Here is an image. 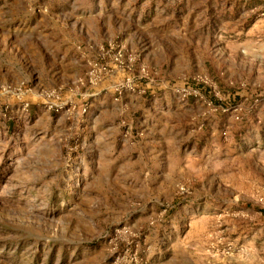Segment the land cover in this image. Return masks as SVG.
Wrapping results in <instances>:
<instances>
[{"label": "rangeland", "instance_id": "rangeland-1", "mask_svg": "<svg viewBox=\"0 0 264 264\" xmlns=\"http://www.w3.org/2000/svg\"><path fill=\"white\" fill-rule=\"evenodd\" d=\"M258 207L264 0H0V264H264Z\"/></svg>", "mask_w": 264, "mask_h": 264}, {"label": "crops", "instance_id": "crops-1", "mask_svg": "<svg viewBox=\"0 0 264 264\" xmlns=\"http://www.w3.org/2000/svg\"><path fill=\"white\" fill-rule=\"evenodd\" d=\"M74 18H76V22H75L74 27L75 28L78 27L79 34L80 33L82 34L85 32L87 34L88 31H87L86 22L81 21L82 16L81 15H75ZM44 20L45 19L43 18V19H41V21L38 20L37 22H35L37 24H41L43 26V28L46 29L43 31V35L45 36L44 39L41 38V40H43L45 42V43H43L45 45V47L43 49H40V52L43 50V53L45 54L46 59L53 61V64H47V66L45 68H43L42 70L45 71V70H49L51 68L49 71H53L56 69L58 72H60L58 74L66 75L70 71L69 69H71V71H73L74 63H77L75 56L72 55V52H75V49H76V41H77L76 37L74 38L70 34L69 35L65 34L63 36L62 41H61V48L57 53L55 48L50 47L48 44H49V42L55 43V41L58 40L56 38H55V41L51 40L53 38V35H56V32L54 30V28H55L54 26L58 22L55 21V17H50V21H48V22H46ZM29 21L31 23L34 20L29 19ZM30 38H31V41H33V36H30ZM5 41H6V44H8V43L12 44L13 43L12 38H5ZM13 44L19 45L18 42H14ZM56 44L59 45L58 43H56ZM17 47H19V46H17ZM18 50L21 51L22 49L18 48ZM34 52H36V51H34ZM21 53L26 54V56H28L29 60L32 59V56H29V54H28L29 50H27V51L22 50ZM43 59H44V57H43ZM39 71H40V69H39ZM49 75H52V74L49 73L48 76ZM46 117H48L50 119V122L48 124V126H50L53 119L56 118V115L48 113ZM106 138H107V135L102 136V140H105ZM113 139L114 138L112 136L111 137L109 136L106 141H113ZM155 156L156 155L149 150H146V152L143 154V157H145L146 159H150V161L155 163L154 165H159L158 159L156 158L158 156H156V157Z\"/></svg>", "mask_w": 264, "mask_h": 264}, {"label": "trees", "instance_id": "trees-1", "mask_svg": "<svg viewBox=\"0 0 264 264\" xmlns=\"http://www.w3.org/2000/svg\"><path fill=\"white\" fill-rule=\"evenodd\" d=\"M258 210L264 215V208H259L258 207Z\"/></svg>", "mask_w": 264, "mask_h": 264}]
</instances>
